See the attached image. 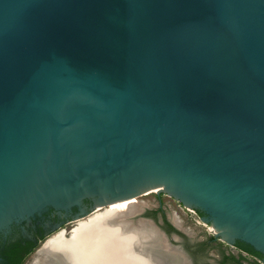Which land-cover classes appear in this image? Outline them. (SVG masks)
I'll list each match as a JSON object with an SVG mask.
<instances>
[{"label": "water", "instance_id": "95a60500", "mask_svg": "<svg viewBox=\"0 0 264 264\" xmlns=\"http://www.w3.org/2000/svg\"><path fill=\"white\" fill-rule=\"evenodd\" d=\"M150 191L264 252V0H0V229L133 198L189 264Z\"/></svg>", "mask_w": 264, "mask_h": 264}, {"label": "flooded vegetation", "instance_id": "af4514ba", "mask_svg": "<svg viewBox=\"0 0 264 264\" xmlns=\"http://www.w3.org/2000/svg\"><path fill=\"white\" fill-rule=\"evenodd\" d=\"M87 198L90 200H86ZM95 203L96 199L93 196H83L68 207L37 201L35 209L30 214L25 213V216H22L16 213L9 226L0 229V264H14L21 256L26 255V260L33 253L35 256L32 257L29 264H65L57 258L55 253L50 252L45 244L55 229L70 224L68 222L74 220L78 215L91 213ZM97 213H91L89 216L92 217ZM156 213V217H152V219L160 225L175 244L182 246L190 258L189 264H264V254L259 257L249 254L240 248L237 240L234 244H228L222 243V240L215 237L195 239L179 229L169 219L162 206ZM144 215L149 217L147 211ZM166 221L173 226L171 231L167 229ZM175 234L181 237L179 241L173 239ZM64 236L69 238L71 231L68 233L66 230ZM30 249L33 250L28 252ZM47 259L50 261H46ZM96 264H104V262Z\"/></svg>", "mask_w": 264, "mask_h": 264}, {"label": "bare ground", "instance_id": "6f19581e", "mask_svg": "<svg viewBox=\"0 0 264 264\" xmlns=\"http://www.w3.org/2000/svg\"><path fill=\"white\" fill-rule=\"evenodd\" d=\"M133 201L99 207L93 212H98L96 215L71 228L69 238L63 229L45 246L65 264H185L181 253L163 241L152 226L130 221L129 216L140 208Z\"/></svg>", "mask_w": 264, "mask_h": 264}, {"label": "rangeland", "instance_id": "374dc122", "mask_svg": "<svg viewBox=\"0 0 264 264\" xmlns=\"http://www.w3.org/2000/svg\"><path fill=\"white\" fill-rule=\"evenodd\" d=\"M155 191V190H154ZM142 204H145L146 211L149 217H153L149 214L155 213L157 215V210L162 206L169 217V219L177 224L180 229L188 233L195 239H206L214 237L216 234L213 229L194 211L187 208L183 203H181L177 198L171 196L169 193L163 192L160 195L150 191L145 195L137 198ZM145 211V212H146ZM153 215V214H152ZM72 224H67L61 228H57L51 235L54 236L57 232L62 229L70 230ZM222 243H227L224 238H222ZM35 253L30 255L23 264H29ZM249 262V261H248Z\"/></svg>", "mask_w": 264, "mask_h": 264}, {"label": "trees", "instance_id": "16d2710c", "mask_svg": "<svg viewBox=\"0 0 264 264\" xmlns=\"http://www.w3.org/2000/svg\"><path fill=\"white\" fill-rule=\"evenodd\" d=\"M86 200H90V199L87 198ZM196 211L201 217L206 215V212L201 210L200 208L196 209ZM152 214H149V215L156 217L155 213L152 212ZM166 227L169 231H171L173 229V226L168 221H166ZM237 243L242 250L248 252L249 254L255 255L257 257L262 256L264 254V252L257 250L252 244H250L244 240L237 239ZM32 250L33 249H30L28 252H31ZM25 257H26V255L21 256L20 258H18V260L14 264H23Z\"/></svg>", "mask_w": 264, "mask_h": 264}]
</instances>
